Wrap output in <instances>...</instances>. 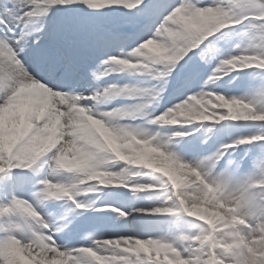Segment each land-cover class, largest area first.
<instances>
[{
  "label": "snow or ice",
  "instance_id": "1",
  "mask_svg": "<svg viewBox=\"0 0 264 264\" xmlns=\"http://www.w3.org/2000/svg\"><path fill=\"white\" fill-rule=\"evenodd\" d=\"M0 264H264V0H0Z\"/></svg>",
  "mask_w": 264,
  "mask_h": 264
},
{
  "label": "rangeland",
  "instance_id": "2",
  "mask_svg": "<svg viewBox=\"0 0 264 264\" xmlns=\"http://www.w3.org/2000/svg\"><path fill=\"white\" fill-rule=\"evenodd\" d=\"M210 69H206V71H208ZM232 76H236V73H232ZM231 77H225V80L230 79ZM142 82H144L146 85L144 87H152L153 85H157V81L153 80L151 77H141ZM232 94H236L239 95L240 93H232ZM167 99V96H166ZM132 101H130L131 103ZM171 102H175L174 100ZM163 104V101L161 102ZM162 111V108H157V112ZM135 123H139V120L136 121ZM197 127H199V125H196ZM207 123H205L203 125V127H200V131L195 133L196 137H197V143H199L201 140H205L207 139V143H205L203 145V148L206 149L207 152L209 151H213L215 149V147L218 146L219 142L222 140H225V133H224V125H217V127L214 129V134H206L205 133V128H207ZM184 127L187 128H192L193 125H186ZM228 129L231 132V135L235 136L237 134H240L241 132L247 131L246 129L236 126V125H228ZM208 135H211V138H208ZM151 178V177H150ZM149 178V179H150ZM141 179V178H139ZM144 182H147L148 179H144ZM127 194H125L124 197H119V198H114V201H116V203L120 204V205H124L127 206L131 203H137L139 205H144L147 206L151 203L154 202V199L146 194H140L137 197L132 196L131 198H127L126 196ZM193 230H195V228H193Z\"/></svg>",
  "mask_w": 264,
  "mask_h": 264
},
{
  "label": "bare ground",
  "instance_id": "3",
  "mask_svg": "<svg viewBox=\"0 0 264 264\" xmlns=\"http://www.w3.org/2000/svg\"><path fill=\"white\" fill-rule=\"evenodd\" d=\"M113 76H115L116 78H120L122 76H128L129 78H133L134 76H136L135 74H111ZM150 176H144L142 177L141 179H148L149 180ZM120 190H123V189H120ZM124 191V190H123ZM116 193V189H111V188H104V189H101V192L98 194L99 197H110V198H113L114 195ZM133 222V218H129V220L127 222H124V221H117L115 220V216L114 214H110L108 215V218L106 219L105 221V226L102 227L100 230L103 231V228L104 229H108V228H116L117 229V224H121V223H125V224H129V223H132ZM115 223V224H113Z\"/></svg>",
  "mask_w": 264,
  "mask_h": 264
}]
</instances>
